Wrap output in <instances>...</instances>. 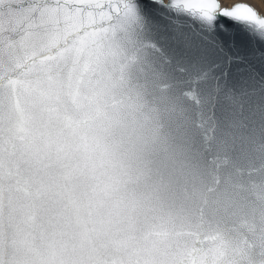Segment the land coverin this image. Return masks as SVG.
Returning a JSON list of instances; mask_svg holds the SVG:
<instances>
[{
  "label": "snow or ice",
  "instance_id": "obj_1",
  "mask_svg": "<svg viewBox=\"0 0 264 264\" xmlns=\"http://www.w3.org/2000/svg\"><path fill=\"white\" fill-rule=\"evenodd\" d=\"M264 0H0V264H264Z\"/></svg>",
  "mask_w": 264,
  "mask_h": 264
},
{
  "label": "water",
  "instance_id": "obj_2",
  "mask_svg": "<svg viewBox=\"0 0 264 264\" xmlns=\"http://www.w3.org/2000/svg\"><path fill=\"white\" fill-rule=\"evenodd\" d=\"M221 22L224 23L225 29L229 34L235 35L239 40L246 43H253L259 41L264 43V40H260L252 27L243 23H238L226 18H221Z\"/></svg>",
  "mask_w": 264,
  "mask_h": 264
},
{
  "label": "rangeland",
  "instance_id": "obj_3",
  "mask_svg": "<svg viewBox=\"0 0 264 264\" xmlns=\"http://www.w3.org/2000/svg\"><path fill=\"white\" fill-rule=\"evenodd\" d=\"M236 2L254 3L256 0H236Z\"/></svg>",
  "mask_w": 264,
  "mask_h": 264
}]
</instances>
